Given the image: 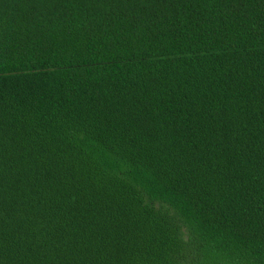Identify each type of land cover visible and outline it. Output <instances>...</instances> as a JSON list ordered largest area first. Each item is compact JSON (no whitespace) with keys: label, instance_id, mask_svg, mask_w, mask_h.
<instances>
[{"label":"trees","instance_id":"obj_1","mask_svg":"<svg viewBox=\"0 0 264 264\" xmlns=\"http://www.w3.org/2000/svg\"><path fill=\"white\" fill-rule=\"evenodd\" d=\"M0 264H264V0H0Z\"/></svg>","mask_w":264,"mask_h":264}]
</instances>
